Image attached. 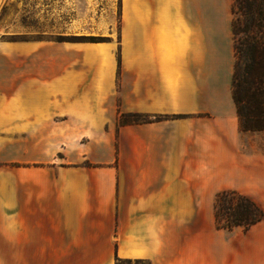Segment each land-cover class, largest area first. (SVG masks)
Masks as SVG:
<instances>
[{
  "label": "crops",
  "instance_id": "obj_1",
  "mask_svg": "<svg viewBox=\"0 0 264 264\" xmlns=\"http://www.w3.org/2000/svg\"><path fill=\"white\" fill-rule=\"evenodd\" d=\"M233 1L110 0L98 18L120 22L119 42L38 52L0 36V264H264V219L215 218L228 189L264 209V130L241 129L233 95ZM120 109L149 120L118 127Z\"/></svg>",
  "mask_w": 264,
  "mask_h": 264
},
{
  "label": "trees",
  "instance_id": "obj_2",
  "mask_svg": "<svg viewBox=\"0 0 264 264\" xmlns=\"http://www.w3.org/2000/svg\"><path fill=\"white\" fill-rule=\"evenodd\" d=\"M233 11H240V28L233 20L237 63L233 79V95L238 107L241 129L264 130V0H234ZM240 30V51L237 35ZM81 42H103L97 36H81ZM240 52V53H239ZM240 54V55H239ZM240 60V62H239ZM118 80L121 70V52L118 50ZM119 83V82H118ZM139 112L119 111L118 127L148 121ZM215 218L220 229L236 227L249 229L264 219V209L250 196L236 190L220 191L215 199ZM115 264H152L147 259L121 258Z\"/></svg>",
  "mask_w": 264,
  "mask_h": 264
},
{
  "label": "rangeland",
  "instance_id": "obj_3",
  "mask_svg": "<svg viewBox=\"0 0 264 264\" xmlns=\"http://www.w3.org/2000/svg\"><path fill=\"white\" fill-rule=\"evenodd\" d=\"M54 1L57 0H5L0 12V36L10 43L31 42L38 52L51 43H80L81 36L102 37L103 42L120 41V22L112 28L98 18L101 7L107 12L110 0H64L68 10L62 17L60 12H53ZM117 3L119 5V0ZM78 13L86 18L77 22ZM234 17L240 28V11ZM237 44L240 51V30Z\"/></svg>",
  "mask_w": 264,
  "mask_h": 264
}]
</instances>
